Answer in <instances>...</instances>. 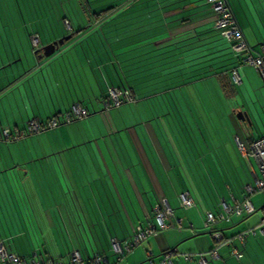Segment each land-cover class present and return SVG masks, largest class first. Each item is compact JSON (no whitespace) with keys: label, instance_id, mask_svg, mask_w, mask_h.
Segmentation results:
<instances>
[{"label":"crops","instance_id":"0c3cea01","mask_svg":"<svg viewBox=\"0 0 264 264\" xmlns=\"http://www.w3.org/2000/svg\"><path fill=\"white\" fill-rule=\"evenodd\" d=\"M175 1L172 10L165 12L163 4L154 3L162 20L137 29L143 37L152 36L115 53H62V49L49 57L43 53H0V128L21 129L30 120L64 114L72 105L88 111L82 120L17 141L0 140V243L9 252L20 256L36 252L63 263L77 251L86 260L94 254L103 255L107 264H150L149 259L158 264L162 254L172 248L180 250L188 244L180 251L208 253L214 246L213 236L199 226L198 211L192 209L199 205L203 215L208 212L202 210L198 193L190 184L182 159L183 155L185 161L188 159L187 148L180 141L179 147L174 145L167 131L149 121L141 125V136L136 130L134 135L130 128L136 124H129L128 114L120 111L119 120L111 112L115 107L104 108L109 88L128 87L138 102L153 97L160 81L201 74L209 65L220 66L231 56L230 61L236 62L229 68H236L241 79L236 85L243 84L244 78L249 84L257 81L255 68L239 65L219 35L205 0ZM226 1L253 55L260 53L264 46V0ZM10 20L13 24V18ZM161 29L165 32L157 34ZM230 71L225 76L231 80ZM186 82L178 88L172 85V93L209 83L220 87L215 78L202 76ZM236 113L232 112L231 120ZM177 114L181 111L172 113V123L179 121ZM181 133L175 127L172 139ZM130 138L134 140L131 147ZM184 191L195 204L176 215L172 208L179 206L178 197ZM242 192L239 198L232 194L229 202L221 201L232 203ZM162 201L170 207L177 230L167 224L168 228L144 241L147 248L142 252L133 249L117 259L110 251V240L129 239L140 224L157 226L153 209ZM234 218L240 217L231 216L223 223L231 225ZM177 220H181L180 225ZM184 222L189 230H179ZM213 231L233 236L223 229ZM200 233L205 235L194 236ZM260 248L264 249V242L246 241L243 257L236 259L230 254L231 246H222L212 264H256ZM175 264H182V260L177 257Z\"/></svg>","mask_w":264,"mask_h":264},{"label":"rangeland","instance_id":"374dc122","mask_svg":"<svg viewBox=\"0 0 264 264\" xmlns=\"http://www.w3.org/2000/svg\"><path fill=\"white\" fill-rule=\"evenodd\" d=\"M6 4L8 11L0 0V53H34L30 46L31 43L25 39L21 31L20 25H17L18 37L12 35V30L7 28L8 13L11 14L13 20L15 19V23L16 21L19 22V19L15 14L16 10L11 0H7ZM25 23L30 29L29 22L26 21ZM37 37L39 39L38 35ZM14 41H17L16 46L18 48ZM38 49L42 53L40 47ZM105 53L109 52L106 51ZM255 73L257 81H252L250 84L244 78L243 84L233 85L228 76L230 86H224L225 92L217 84L214 86L209 83L203 84L202 88L198 86L189 90L184 89L181 93L180 91L172 93V80L166 83L160 81L155 84L156 87L157 85L159 87L156 88L153 97L144 98L135 104L125 103L120 107L112 108L111 112L119 120L121 119L120 111L128 114L129 124H136L135 127L130 128L134 135V130H136L141 136L143 130L141 125L144 121H149L153 123L155 128L160 127L161 131H167L168 135H171V140L169 137L167 139L173 141L174 145L179 147L177 144L180 141L187 148L188 159L185 161L184 155H180L181 157L183 155L182 159L190 177V184L198 193L202 210L211 212L213 215H219L221 213V199L229 202L232 194L239 198L243 187L252 182L250 166L237 153L233 143V133L241 131V129L247 130L253 136L264 133V83H262L259 74ZM251 76L249 74L248 78ZM179 98L188 100V103L184 104L185 102ZM179 110L181 111V114H177L179 121L172 123V113L176 114V111L179 113ZM233 111L246 113L248 121L238 122L235 118L231 120L230 115ZM175 127L180 129L182 133L179 138L172 139V129ZM122 132L120 133L123 137ZM132 140L133 138H130V147ZM141 140L143 143L144 139L141 138ZM253 167L256 168L255 165ZM176 188L180 190L179 184L176 185ZM250 201L255 212L250 216L243 215L239 219L234 218L232 224L227 226L223 222H216L203 227L204 215L199 205L192 209L198 211V223L205 232L223 229L224 233H231L234 236V233L255 227L262 216L261 207L264 206V193L256 192L250 196ZM172 209L176 215L185 212L176 204L173 205ZM172 219V215H169L166 224H170L172 230H177ZM185 225L184 222L179 230H189ZM203 235L205 233H200L198 236ZM248 241L260 243L264 242V237L257 235L247 238ZM187 245L181 246L180 250H184ZM145 247L147 248V243L142 242L134 250L142 252ZM260 249L255 257L260 260L256 264H264L262 262L264 261V249ZM180 250L178 252L184 254ZM113 255L118 259L117 255ZM127 255L125 254L123 257ZM177 257H174V263ZM159 258L155 259L158 260Z\"/></svg>","mask_w":264,"mask_h":264},{"label":"built area","instance_id":"2783aa9c","mask_svg":"<svg viewBox=\"0 0 264 264\" xmlns=\"http://www.w3.org/2000/svg\"><path fill=\"white\" fill-rule=\"evenodd\" d=\"M213 16L214 26L219 35L229 44L232 55L238 59L239 65H250L255 68L262 82H264V46L260 53L253 55V49L247 44L244 35L234 17L226 0H205ZM31 46L34 49L40 47L39 39L36 35L30 37ZM231 81L234 85L241 82L236 68L230 71ZM108 102L104 108L109 106L119 107L124 103H134L135 95L128 89L109 88L107 90ZM88 116V111L79 105H72L64 114L55 115L46 120H30L26 126L21 129L0 128L1 141H17L31 135L37 134L47 129H53L62 124L70 123L74 120H82ZM233 142L239 156L250 166L252 182L243 188L240 199H233L232 203L221 201V213L213 215L211 212H205L204 223L211 225L216 222H229L231 216L242 217L251 215L255 212L250 196L256 192L264 193V134L250 141H245L238 133L233 135ZM256 166V168L253 167ZM179 207L188 209L194 206V200L188 191H184L178 197ZM154 225H137L132 236L119 241L115 238L110 240V251L122 258L125 254L131 252L136 246L140 245L147 238L157 236L159 231L168 228L166 220L172 213L166 201L155 205ZM262 216L255 227L242 230L233 237L224 238L219 231H214V246L208 253H184L180 254L176 248L166 250L158 264H174V257L180 256L185 262H195L196 264H209L210 259L218 257V249L222 246H231L230 254L236 259L243 256V249L247 238L254 236L264 237V206L261 207ZM181 220H177L180 225ZM150 264H155L149 259ZM107 264V259L100 254H94L89 260L84 259L79 252L72 251L68 257L67 263L56 261L47 257H42L33 252L29 256H20L9 252L2 243H0V264Z\"/></svg>","mask_w":264,"mask_h":264},{"label":"trees","instance_id":"16d2710c","mask_svg":"<svg viewBox=\"0 0 264 264\" xmlns=\"http://www.w3.org/2000/svg\"><path fill=\"white\" fill-rule=\"evenodd\" d=\"M185 1L186 0H176L175 3H183ZM2 2L8 11V6L6 4L7 0H2ZM11 2L15 7V14L19 19V22L16 21V23L14 19L12 24V20H10L12 18L9 13L8 18L6 17L7 28L12 30V35L18 37L17 25H20L21 31L29 43L31 36H39L41 50L42 46L67 35H71V38L65 41L55 53H58L61 49L63 50L62 53H105L106 51L115 53L120 51L122 47L136 44L140 40L152 36V34L149 33L146 35L147 37H143L142 30L137 32V29H142L146 25L162 20L160 14H158L156 10L157 6L154 3L163 4L161 6L163 12L172 10V0H11ZM104 2L106 3L104 4ZM26 21L29 22L30 29L26 26ZM142 22L146 23L142 26H137V24ZM170 28H172V26ZM149 30H152V28L144 30V33ZM159 32L160 33L157 34L164 33L165 30L161 29ZM126 34L127 36H124ZM140 34L141 37L138 36ZM14 42L16 46L17 41ZM16 47L18 48V46ZM32 50L34 53H41L39 49H34L32 47ZM226 55L229 56L228 53ZM230 58L233 59L232 56L229 58L227 57L224 60L225 63L220 66L213 67V65H209V69L201 74H192L181 77L178 80H174L178 77L177 75L172 76V85L174 86V84H176V88L182 87L186 80H196V77L202 76L205 78H215L220 82V88L224 91L225 85L230 86L225 76L226 72L230 71L232 68H229V66H232L236 62L230 61ZM119 63L118 60V64ZM162 65H164V63H162ZM173 86L172 90H174ZM122 88L130 90L132 94L135 95L134 91L128 87L120 86L117 89ZM106 98L107 103V93ZM135 98L137 100L136 95ZM237 133L242 136L245 141H250L264 134L262 133L251 138L247 137L246 133L248 132L246 130L244 131L241 129V131H237ZM213 232L214 231L208 232V234L212 235ZM212 263L213 259H210L209 264ZM182 264L196 263L182 260Z\"/></svg>","mask_w":264,"mask_h":264},{"label":"water","instance_id":"95a60500","mask_svg":"<svg viewBox=\"0 0 264 264\" xmlns=\"http://www.w3.org/2000/svg\"><path fill=\"white\" fill-rule=\"evenodd\" d=\"M71 38V35H67L61 39H58L52 43H49L47 45H44L42 47V53L45 57H49L50 55H52L53 53H55L60 46H62L64 44L65 41H68L69 39ZM235 118L237 120H240L241 122H244V121H248V117L246 115V113L244 112H241V111H238L236 114H235ZM200 235V234H198ZM198 235H194V236H198Z\"/></svg>","mask_w":264,"mask_h":264}]
</instances>
